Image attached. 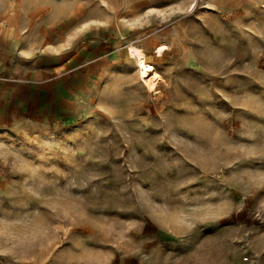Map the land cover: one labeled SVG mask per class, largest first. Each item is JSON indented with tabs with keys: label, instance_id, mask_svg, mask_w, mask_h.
I'll list each match as a JSON object with an SVG mask.
<instances>
[{
	"label": "rangeland",
	"instance_id": "374dc122",
	"mask_svg": "<svg viewBox=\"0 0 264 264\" xmlns=\"http://www.w3.org/2000/svg\"><path fill=\"white\" fill-rule=\"evenodd\" d=\"M14 10L40 13L49 68L80 54V87L0 124V264H264V0Z\"/></svg>",
	"mask_w": 264,
	"mask_h": 264
},
{
	"label": "crops",
	"instance_id": "0c3cea01",
	"mask_svg": "<svg viewBox=\"0 0 264 264\" xmlns=\"http://www.w3.org/2000/svg\"><path fill=\"white\" fill-rule=\"evenodd\" d=\"M39 15V12L23 14L16 10L0 14L1 125L22 118H48L49 102L61 112L66 96L74 94V87L77 91L80 87L79 73L74 68L79 63L78 52L61 68L48 67L43 53L46 43L41 41V33L35 28ZM88 47L94 53L95 45ZM70 65V73L65 75L63 68ZM48 69L55 70L51 78Z\"/></svg>",
	"mask_w": 264,
	"mask_h": 264
},
{
	"label": "bare ground",
	"instance_id": "6f19581e",
	"mask_svg": "<svg viewBox=\"0 0 264 264\" xmlns=\"http://www.w3.org/2000/svg\"><path fill=\"white\" fill-rule=\"evenodd\" d=\"M132 56L137 62V68L139 70L141 80L146 85L150 86L152 90H154L157 85L156 81L151 84L152 80L156 75V70L154 66L152 64L147 63L144 53L138 48H133Z\"/></svg>",
	"mask_w": 264,
	"mask_h": 264
}]
</instances>
